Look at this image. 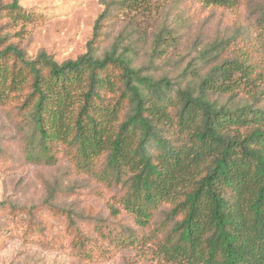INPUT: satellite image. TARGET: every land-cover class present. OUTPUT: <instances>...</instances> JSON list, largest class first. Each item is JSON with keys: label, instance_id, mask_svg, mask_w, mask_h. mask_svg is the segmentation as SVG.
Returning <instances> with one entry per match:
<instances>
[{"label": "trees", "instance_id": "obj_1", "mask_svg": "<svg viewBox=\"0 0 264 264\" xmlns=\"http://www.w3.org/2000/svg\"><path fill=\"white\" fill-rule=\"evenodd\" d=\"M200 1L228 9L242 0ZM7 9L22 11L18 0ZM164 39L156 34L153 55L166 52ZM250 65L246 54L227 57L182 87L117 48L98 56L89 43L59 63L9 45L0 49V104L20 102L27 159L54 164V147L66 145L79 169L126 188L122 203L138 225L170 204L175 222L158 247L167 262L264 264V88L251 103L213 98L242 85Z\"/></svg>", "mask_w": 264, "mask_h": 264}, {"label": "rangeland", "instance_id": "obj_2", "mask_svg": "<svg viewBox=\"0 0 264 264\" xmlns=\"http://www.w3.org/2000/svg\"><path fill=\"white\" fill-rule=\"evenodd\" d=\"M14 1L0 0V49L13 45L31 58L45 51L62 63L89 43L98 56L117 48L182 87L246 54L250 77L213 98L251 103L264 88V0L228 9L200 0H18L20 13L7 9ZM158 33L166 52L153 55ZM28 126L18 100L0 104V264H172L158 249L175 222L170 204L138 225L122 203L126 188L79 169L66 145L54 147V164L27 159Z\"/></svg>", "mask_w": 264, "mask_h": 264}]
</instances>
